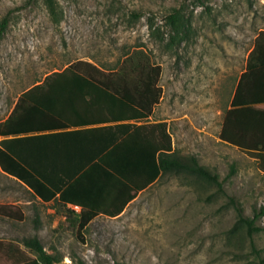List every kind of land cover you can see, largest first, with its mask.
Segmentation results:
<instances>
[{
  "label": "rangeland",
  "instance_id": "1",
  "mask_svg": "<svg viewBox=\"0 0 264 264\" xmlns=\"http://www.w3.org/2000/svg\"><path fill=\"white\" fill-rule=\"evenodd\" d=\"M55 1L57 23L44 0H0V20H8L0 40V122L20 93L51 73L77 61L116 71L142 52L161 68V99L149 122H165L173 155L195 157L221 187L164 174L121 217H97L80 233L53 203L23 206L22 222L0 225H20L16 244L35 236L59 264H264V215L249 238L230 202L245 218L264 212V105L230 107L264 31V0ZM29 197L0 171V204Z\"/></svg>",
  "mask_w": 264,
  "mask_h": 264
},
{
  "label": "trees",
  "instance_id": "2",
  "mask_svg": "<svg viewBox=\"0 0 264 264\" xmlns=\"http://www.w3.org/2000/svg\"><path fill=\"white\" fill-rule=\"evenodd\" d=\"M57 23L55 0H44ZM174 26L178 15L168 16ZM8 20H0V40ZM161 68L135 52L116 71L77 61L19 94L0 122V171L21 183L41 203L63 209L83 232L96 217L113 219L164 174H186L221 187L216 174L195 157L173 155L165 122H149L161 99ZM264 105V31L256 35L230 101L231 108ZM264 159V157H262ZM261 162V161H260ZM264 163V160H263ZM236 225L258 233L230 198ZM77 206L79 211L67 209ZM0 219L22 222L19 206L0 204ZM0 242L9 264H59L35 236ZM31 254H33L31 256Z\"/></svg>",
  "mask_w": 264,
  "mask_h": 264
},
{
  "label": "crops",
  "instance_id": "3",
  "mask_svg": "<svg viewBox=\"0 0 264 264\" xmlns=\"http://www.w3.org/2000/svg\"><path fill=\"white\" fill-rule=\"evenodd\" d=\"M19 184L28 192V195H30V197L27 198V199L17 198V200L15 201V205H18L22 209V212H23L24 215H25V212L23 210V206H28V207H31V209H34V207H37L39 204H49V203H41L37 198L33 197L32 194L21 183H19ZM132 202H130L124 208V210L122 211V213L119 216H117V217H115L113 219H117V218L121 217L124 214V212L127 209V207L130 204H132ZM71 207H74V206H70V205H67L66 206L67 209H70ZM99 217H102V216H99ZM103 218H105V217H103ZM106 219H109V218H106ZM16 237H19V239H22L23 238V230H21L20 225L19 226L17 224L15 226H11V225H0V242L17 243V241L15 240ZM18 245H19V248L21 250L25 251L22 243H18ZM0 264H9L8 256H7V251L6 250H5V252L3 251V253H0Z\"/></svg>",
  "mask_w": 264,
  "mask_h": 264
},
{
  "label": "built area",
  "instance_id": "4",
  "mask_svg": "<svg viewBox=\"0 0 264 264\" xmlns=\"http://www.w3.org/2000/svg\"><path fill=\"white\" fill-rule=\"evenodd\" d=\"M70 210H73L75 212H78L80 209L77 206L71 207Z\"/></svg>",
  "mask_w": 264,
  "mask_h": 264
}]
</instances>
